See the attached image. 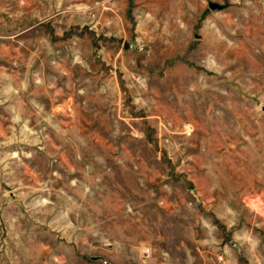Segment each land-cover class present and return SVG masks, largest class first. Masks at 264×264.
<instances>
[{"label":"rangeland","instance_id":"obj_1","mask_svg":"<svg viewBox=\"0 0 264 264\" xmlns=\"http://www.w3.org/2000/svg\"><path fill=\"white\" fill-rule=\"evenodd\" d=\"M0 264H264V0H0Z\"/></svg>","mask_w":264,"mask_h":264},{"label":"water","instance_id":"obj_2","mask_svg":"<svg viewBox=\"0 0 264 264\" xmlns=\"http://www.w3.org/2000/svg\"><path fill=\"white\" fill-rule=\"evenodd\" d=\"M209 7H210L211 9H215V8H219L220 5L217 4V3H210V4H209Z\"/></svg>","mask_w":264,"mask_h":264},{"label":"built area","instance_id":"obj_3","mask_svg":"<svg viewBox=\"0 0 264 264\" xmlns=\"http://www.w3.org/2000/svg\"><path fill=\"white\" fill-rule=\"evenodd\" d=\"M144 252L147 253L148 252V249L144 250Z\"/></svg>","mask_w":264,"mask_h":264}]
</instances>
